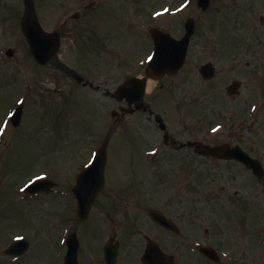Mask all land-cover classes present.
I'll use <instances>...</instances> for the list:
<instances>
[{"label": "rangeland", "instance_id": "374dc122", "mask_svg": "<svg viewBox=\"0 0 264 264\" xmlns=\"http://www.w3.org/2000/svg\"><path fill=\"white\" fill-rule=\"evenodd\" d=\"M32 1L41 25L64 37L58 54L46 65L37 64L20 30L23 0H0V264H63L72 232L80 241L79 264H105L102 248L109 238L118 242L117 264H143L147 237L176 264H211L196 246L215 241L233 248L231 255L243 250L245 263L264 264V244H256L254 231L264 236V168L255 177L188 144L239 143L264 165L263 89L256 106L257 89L233 97L225 92L229 81L258 68L264 78V24L258 16L264 17V0H211L205 11L196 0ZM173 5L179 11L171 10ZM76 11L80 15L71 18ZM189 18L195 32L186 66L147 90L146 100L184 148L173 154L163 146L150 158L146 150L151 152L162 134L154 115L140 110L114 116L113 110L126 104L113 92L129 76L142 75L140 61L152 49L151 28L180 37ZM226 38L237 40L235 48ZM208 61L217 67L205 80L199 68ZM73 70L100 88L79 83ZM19 104L24 110L14 126L9 115ZM243 115L248 120L234 126ZM103 143L105 185L80 219L71 188ZM38 176L52 179L53 190L26 197L22 187ZM153 208L175 220L181 233H166L155 224L148 214ZM248 213L254 214L249 223ZM18 236L30 247L11 261L3 250Z\"/></svg>", "mask_w": 264, "mask_h": 264}, {"label": "water", "instance_id": "95a60500", "mask_svg": "<svg viewBox=\"0 0 264 264\" xmlns=\"http://www.w3.org/2000/svg\"><path fill=\"white\" fill-rule=\"evenodd\" d=\"M198 4L202 5V7H206L208 5V0H198ZM21 29L25 37L27 38V41L29 42L30 49L32 53L35 55L36 59L44 63L48 60L50 55L56 50L58 46V36L53 33H46L44 32L38 22L36 21L30 5L27 4V10L24 14V17L21 21ZM187 32L184 36V38L180 41H174L170 38H168L166 35L153 30L152 36L155 40V55H154V61H156L154 64H152V68L157 69L159 66L157 64V60H163L166 64L164 65V69L168 71H175L182 63V60L185 56L186 47L188 43V38L192 33V23L188 22L186 25ZM11 51H8V54H10ZM168 63V64H167ZM151 70H147V73L151 75ZM134 84L139 85L138 90V96H140L143 91V81H138L136 79L133 80ZM130 82H127L125 85H128ZM19 111H16L14 114L15 119L18 117ZM15 121V120H14ZM105 160V154L103 151L99 152V155L97 156L95 162L91 166H89L78 178V184L75 188V192L78 196L79 200V214L81 216L86 215L90 201L93 199L98 187L102 183V172H103V165ZM96 184V185H95ZM95 185L93 192H89L88 197L90 198L87 200L88 197L85 198L86 193L91 189V187ZM31 187L35 189H42L46 187L45 182L44 186L42 183H35L31 185ZM154 217L157 216L156 213H153ZM161 222L164 224H167L166 222L162 221L160 218H158ZM24 242H17L18 247L25 246ZM69 252L66 258V264H75V253L77 248V242L74 238V236H71L69 238ZM13 250V249H12ZM17 249L14 251L16 252ZM147 264H151L150 261H148Z\"/></svg>", "mask_w": 264, "mask_h": 264}, {"label": "flooded vegetation", "instance_id": "af4514ba", "mask_svg": "<svg viewBox=\"0 0 264 264\" xmlns=\"http://www.w3.org/2000/svg\"><path fill=\"white\" fill-rule=\"evenodd\" d=\"M243 2V3H246V2H248V1H250V0H240V2ZM251 3V2H250ZM257 6H258V4L257 5H255V6H253L252 7V10H255L256 11V8H257ZM250 12V11H249ZM251 16V15H250ZM259 16V22L260 23H262V25L264 24V17L262 16V15H258ZM247 18H249L248 16H247ZM254 20V19H253ZM248 21V23H250V21L249 20H247ZM246 33V32H245ZM246 35H248V34H246ZM249 36V35H248ZM254 36V35H253ZM250 37V36H249ZM244 38V37H243ZM227 40H229V38L227 39ZM244 40V39H243ZM249 40H251V39H249ZM255 41H258L257 39L255 40ZM249 42V41H248ZM252 43H254V41H251ZM240 44H239V42H238V46H239ZM263 47H264V45H263ZM233 56V58H238L239 56H240V53H238V55L237 54H234V55H232ZM144 69V68H143ZM259 74H260V68H258V70L257 71H255L254 73H252L250 76L249 75H244L242 78L243 79H232L231 81H229L228 82V84H231V83H233L234 81H238L239 82V86H238V88L237 89H235L234 90V92H236V93H239V90H240V88H241V90L242 91H245V92H250V91H252V90H254V89H257L258 90V92H259V94L256 96V97H254V98H257V101H255V102H257V103H260L261 101L259 100L260 98H261V96H262V94H261V87H262V82L264 83V78H262L261 76H259ZM133 76V75H132ZM131 77V76H130ZM89 84L88 85H90V86H94L91 82H88ZM228 84L225 86V87H227L228 86ZM234 95H232L231 97H233ZM255 100V99H254ZM148 109V108H147ZM170 140V144H168V147H169V149L170 150H172V153L173 154H175V153H179L180 152V149L178 148H173V149H171V147H174V145H176V146H180V141H179V138H178V136L176 135V134H173V136L172 137H170V136H163V141L164 142H168ZM192 151H195V149H192Z\"/></svg>", "mask_w": 264, "mask_h": 264}, {"label": "bare ground", "instance_id": "6f19581e", "mask_svg": "<svg viewBox=\"0 0 264 264\" xmlns=\"http://www.w3.org/2000/svg\"><path fill=\"white\" fill-rule=\"evenodd\" d=\"M155 85V81L153 79H148L147 80V89H150Z\"/></svg>", "mask_w": 264, "mask_h": 264}]
</instances>
